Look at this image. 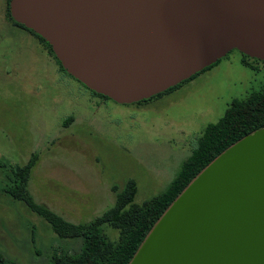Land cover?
I'll use <instances>...</instances> for the list:
<instances>
[{
	"label": "rangeland",
	"instance_id": "obj_1",
	"mask_svg": "<svg viewBox=\"0 0 264 264\" xmlns=\"http://www.w3.org/2000/svg\"><path fill=\"white\" fill-rule=\"evenodd\" d=\"M4 9L0 0V254L16 264H47L52 250L76 252L81 239L58 238L2 190L9 165L35 154L28 180L33 199L70 222H86L112 205L111 185L131 179L134 203L159 194L204 126L232 99L264 87V64L232 49L170 92L141 104L116 103L61 71ZM101 229L116 238L115 229Z\"/></svg>",
	"mask_w": 264,
	"mask_h": 264
},
{
	"label": "water",
	"instance_id": "obj_2",
	"mask_svg": "<svg viewBox=\"0 0 264 264\" xmlns=\"http://www.w3.org/2000/svg\"><path fill=\"white\" fill-rule=\"evenodd\" d=\"M87 89L125 104L238 52L264 62V0H8ZM127 264H264V127L210 160Z\"/></svg>",
	"mask_w": 264,
	"mask_h": 264
},
{
	"label": "trees",
	"instance_id": "obj_3",
	"mask_svg": "<svg viewBox=\"0 0 264 264\" xmlns=\"http://www.w3.org/2000/svg\"><path fill=\"white\" fill-rule=\"evenodd\" d=\"M4 17L13 25L33 34L55 59L59 69L66 73L53 55L50 45L38 34L15 22L10 17L8 0H5ZM240 55L264 64L257 58L242 53ZM218 61L219 59L183 81L211 68ZM181 82L149 98L133 103L141 104L157 98L177 88ZM89 91L92 95L109 99L102 94ZM68 120L69 117L63 121V126ZM262 127H264V87L249 92L240 99H232L217 121L204 126L196 139L195 146L189 155L183 159L172 180L159 194L141 203H134L136 187L131 179H127L121 187L111 185L110 190L114 193L112 205L86 222H70L45 204L38 203L33 199L28 190V180L36 161L37 156L35 154L31 155L23 165L8 166V180L3 185L2 190L13 200L21 202L27 210L43 219L58 238L81 239L79 249L76 252L71 253L63 249L52 250L48 255L47 264H127L152 224L185 185L223 149L245 134ZM103 224L117 231L115 239L110 240L102 232L101 226ZM0 264L16 263L0 254Z\"/></svg>",
	"mask_w": 264,
	"mask_h": 264
},
{
	"label": "flooded vegetation",
	"instance_id": "obj_4",
	"mask_svg": "<svg viewBox=\"0 0 264 264\" xmlns=\"http://www.w3.org/2000/svg\"><path fill=\"white\" fill-rule=\"evenodd\" d=\"M29 33V32H28ZM31 34V33H30ZM33 36V34H31Z\"/></svg>",
	"mask_w": 264,
	"mask_h": 264
}]
</instances>
